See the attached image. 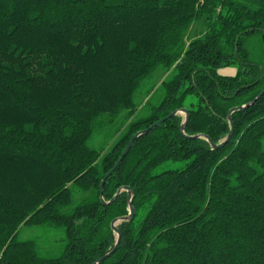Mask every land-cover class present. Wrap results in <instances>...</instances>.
Masks as SVG:
<instances>
[{
  "label": "trees",
  "instance_id": "16d2710c",
  "mask_svg": "<svg viewBox=\"0 0 264 264\" xmlns=\"http://www.w3.org/2000/svg\"><path fill=\"white\" fill-rule=\"evenodd\" d=\"M123 186L98 264H264V0H0V264H92Z\"/></svg>",
  "mask_w": 264,
  "mask_h": 264
},
{
  "label": "water",
  "instance_id": "95a60500",
  "mask_svg": "<svg viewBox=\"0 0 264 264\" xmlns=\"http://www.w3.org/2000/svg\"><path fill=\"white\" fill-rule=\"evenodd\" d=\"M261 95V93L255 98L253 99L252 101L248 102L247 104H244L242 106H234L232 107L228 114H227V117H228V120L230 122V130L227 134V136L222 140L220 141L219 143H214L210 137L206 134H195V135H192V136H189L191 138H199V137H202L206 140L209 141L210 145L213 147V148H218V147H221L223 146L228 138L230 137L231 133H232V129H233V122H232V118H231V113L234 111V110H237V109H240V108H244V107H247L249 106L251 103H253L259 96ZM182 113L184 116H185V119L183 121V123L181 124V133L184 135V127L186 125V123L188 122V118H189V113H188V110L186 108H180L178 110H175V111H172L169 115L165 116V117H162L161 119L157 120L155 123H153L152 125H150L148 128L146 129H143V130H140L138 132H136L132 137L131 139L129 140L127 146L125 147L124 151L122 152L121 156L119 157V159L117 160V162L113 165V167L106 173L105 177L114 170V168L121 162V160L123 159V157L125 156V154L129 151L133 141L139 137L140 135L148 132L149 129H152L153 127H155L156 125H158L159 123H161L163 120H165L167 117L173 115V114H176V113ZM105 177L104 179L102 180L101 182V186L103 185V182L105 180ZM121 190H126L127 191V200H128V206H129V213L127 215H124V216H121V217H117L115 219L112 220L111 222V227L112 229L117 233V239H116V242L113 246V248L108 251L106 254H104L102 257L98 258L96 261H94L92 264H98L99 262H101L106 256H108L115 248L116 246L118 245V242H119V239H120V231L119 229L116 227V224L118 221H121V220H129L131 219L133 216H134V213H135V210H134V207L133 205L131 204V188L129 186H123L121 188H119L116 192V194H118ZM103 201V200H102ZM107 203V202H105Z\"/></svg>",
  "mask_w": 264,
  "mask_h": 264
},
{
  "label": "rangeland",
  "instance_id": "374dc122",
  "mask_svg": "<svg viewBox=\"0 0 264 264\" xmlns=\"http://www.w3.org/2000/svg\"><path fill=\"white\" fill-rule=\"evenodd\" d=\"M235 71H236L235 67H232V66H230V67H223V68L218 69V72L220 74H224V75L233 74V73H235ZM32 231H33V229L23 228L22 231H21V235L20 236L21 237H27L30 234H32ZM42 245L43 246H48L46 244V242L42 243Z\"/></svg>",
  "mask_w": 264,
  "mask_h": 264
}]
</instances>
